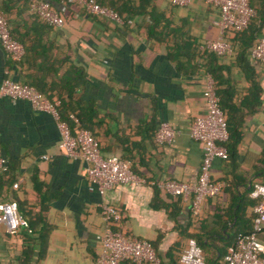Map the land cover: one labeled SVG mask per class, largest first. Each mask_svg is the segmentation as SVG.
I'll use <instances>...</instances> for the list:
<instances>
[{
  "label": "crops",
  "instance_id": "obj_1",
  "mask_svg": "<svg viewBox=\"0 0 264 264\" xmlns=\"http://www.w3.org/2000/svg\"><path fill=\"white\" fill-rule=\"evenodd\" d=\"M29 1L0 0L11 31L24 44L20 64L0 47V81L7 75L24 82L32 75L52 89L65 71L82 68L84 84L72 91V98L93 104L96 116L87 123L101 154L128 159L133 172L147 180L194 181L200 144L188 130L194 116L204 111L208 62L207 51L202 56L197 44L217 36L212 23L217 10L201 0L183 6L151 0V17L124 16L131 23L118 25L70 6L60 26H47L29 13ZM49 1L57 7V0ZM215 57L222 67L219 88L230 94V107L222 110L225 118L240 120V137L230 141L226 159L212 160L211 177L223 182V189L204 198L197 215L155 185L117 184L99 194L86 178V161L68 157L57 147L59 133L49 113L33 110L23 99L0 96V153L8 160V170L0 176V200L17 198L31 220L12 233L0 223V263L95 264L104 226L101 203L121 212L113 228L149 240L167 263L178 256L188 233L201 234L210 251L230 241L235 223L245 229L243 218L252 212L253 200L246 195L248 187L254 180L264 181L261 164L255 167L264 151V66L247 53L260 88L259 102L250 111L254 98H249L245 66L233 55ZM162 120L175 135L157 144L154 132ZM33 176L41 182L38 191ZM37 214L43 225L36 223ZM38 231L44 233L43 241ZM258 238L264 242V231Z\"/></svg>",
  "mask_w": 264,
  "mask_h": 264
},
{
  "label": "built area",
  "instance_id": "obj_2",
  "mask_svg": "<svg viewBox=\"0 0 264 264\" xmlns=\"http://www.w3.org/2000/svg\"><path fill=\"white\" fill-rule=\"evenodd\" d=\"M192 0H170L174 5H187ZM217 10L212 23L217 28V36L197 44L199 52H212L216 56H231L233 45L225 37L229 30L241 31L253 16L254 10L248 0H201ZM53 7L49 0H30L29 10L50 26L63 23V13L69 4H76L87 13L105 17L118 25L130 24L131 19L119 15L113 8L101 5L95 0H57ZM0 47L5 56L13 62L24 53L23 45L10 34L7 17L0 8ZM249 59L264 66V9L260 20L255 43L248 51ZM204 111L194 116L188 134L200 144V159L194 181H180L164 178L159 181L147 180L131 170L128 159L117 155L103 156L95 136L85 128L71 131L68 124L59 116L56 101L47 99L36 88L5 75L0 81V96L11 99H23L33 110L49 113L55 121L59 139L57 147L68 157H81L86 161L87 180L102 194L117 185L137 186L155 185L163 192L179 197L186 202L194 215L200 211L204 198L213 197L221 192L223 182L211 177L210 168L214 158L226 159L227 152L223 142L227 139L226 118L219 105L214 81L208 72L203 73ZM175 130L167 121H159L154 139L164 144L173 139ZM47 158L46 155H41ZM8 170V160L0 153V174ZM16 182L12 184L16 187ZM248 196L254 200L250 229L238 232L233 242L221 256L222 264H264V242L258 234L264 231V181H253ZM100 215L104 226L99 234L95 264H160V257L154 246L145 238L126 233L112 225L118 223L121 212L113 205L101 203ZM0 223L6 231L12 233L25 219L17 211L14 200H0ZM1 264V263H0ZM176 264H204L201 248L193 237H187L185 245L177 256Z\"/></svg>",
  "mask_w": 264,
  "mask_h": 264
},
{
  "label": "trees",
  "instance_id": "obj_3",
  "mask_svg": "<svg viewBox=\"0 0 264 264\" xmlns=\"http://www.w3.org/2000/svg\"><path fill=\"white\" fill-rule=\"evenodd\" d=\"M95 1L101 5H106V6L113 8L121 16H129V15H134V14H136V15L147 14V15H149V17H151L153 14L152 13L153 6L151 3V0H136L134 2H132L131 0H95ZM29 3H30V1H29ZM29 3H28L29 13L31 15L37 17L33 12H31L29 10ZM248 3L253 8L254 14L249 19L246 27L244 29H242L241 31L229 30L225 34V37L233 45L232 55L235 57V61L237 63H239L240 65L245 66V68H246L247 79L249 81V88H248L249 98L250 97L254 98V103H253L254 105L250 108V111H252L254 109L256 103L259 102L258 96H259L260 88H259L258 82L256 80L253 67L251 66L249 60L247 59V53L250 50V48L252 47V45L255 43L256 38H257V34L259 31V26H260V20H261V17L263 14V9H264V0H248ZM70 6L79 7L76 4H69L66 12L68 11ZM66 12L63 13V21L66 18ZM3 13L5 14V16L8 19V16L6 15V13L4 11H3ZM39 20L43 24L47 25L41 19H39ZM47 26H49V25H47ZM146 30H147L146 31L147 34L150 35L152 27L150 25H148L146 27ZM10 34L14 39L19 41L24 46L22 41L14 35V33L11 31V29H10ZM205 55H207V61H208L207 65L205 66V71L208 72L213 78L215 91L219 97V105H220L221 109L223 107H227V109H228L230 107L229 103H228L229 98H230V94L226 93V91H224V90L223 91L220 90V88H219L220 84L222 83V80L219 76V71L222 67H221V65L218 64L217 59L212 52H207V53H205ZM202 56H203V52H202ZM23 57H24V55L18 61H16V64H20V62L23 60ZM190 57H191V55L190 56L187 55L188 59ZM24 83L36 88L47 99L52 100V101H56V108L58 110L60 118L68 124V126L72 132L79 129V128H85V129L89 130V125L87 122L89 121V119L91 117L96 116V112L93 108V104L92 103L82 104V103H79L78 100H75L72 98V91L76 87L82 86L84 84V74H83L82 68H73L70 72L65 71L64 74L62 75V77H60L58 79V82H57L58 86L56 87V85H55L52 89H50L51 87H45L44 83L40 79H37V78L33 77L32 75L25 76ZM239 122H240V120H237V121L234 119L232 120L230 118V116H227V118H226L227 139L223 142V145L226 148L227 156H228V153L230 151V141H233L232 143H234L240 137V133L238 131ZM90 132L92 133V131H90ZM228 143H229V147H228ZM232 145H234V144H232ZM231 148H232V146H231ZM260 164L262 166V172H264V151L259 156V159H258L257 163L255 164V167L260 165ZM131 170H132V168H131ZM6 172L3 174H0V176L5 175ZM31 180L34 183L33 185H34L35 190L38 191L39 186L41 185V182L38 181L35 176L31 177ZM254 181L262 182L261 180H254ZM250 186H251V184H250ZM250 186L248 187L246 195L250 200H252L248 196V191H249ZM174 197H177V196H174ZM14 201H15L16 206H17V211L25 219V223L26 224L28 222L31 223L30 222L31 220H29L27 218V216L25 214H23L22 210L20 209L21 203L19 202V200L17 198H14ZM240 201H243L242 198H239V202ZM239 202H238V205H239ZM252 204H253V200L250 204V207H252ZM44 207L45 206L43 204L42 197H41L39 199V210H43ZM38 216L39 215L37 214L36 215L37 218H35L36 223L43 225L44 221L42 220V218H40V216L39 217ZM236 218H238L237 215H236ZM251 218H252V212L243 218V220L246 221V222H244L246 228L243 230H240L239 228H237L238 225H236V223H235L234 224L235 230L233 232V235H232V238L230 239V241L228 243L225 242L224 245L215 244L214 247H212L210 249V251H208L205 248V246L203 245V238H202L201 234L191 232V233H188L187 235H188V237H193L195 239L196 243L201 248V251H202L203 256H204V264H222L220 261L221 256L227 250L228 246L233 242L234 236L238 232H243V231H247L250 229ZM38 234H39L41 241H43L44 240V233H42L41 231H38ZM229 237H231L230 234H229ZM151 244L153 245L152 242H151ZM176 263H177V257L170 260L168 263L164 262L162 260V258H160V264H176Z\"/></svg>",
  "mask_w": 264,
  "mask_h": 264
}]
</instances>
